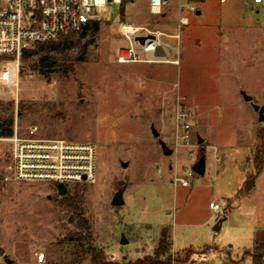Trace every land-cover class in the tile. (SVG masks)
<instances>
[{"label": "rangeland", "instance_id": "rangeland-1", "mask_svg": "<svg viewBox=\"0 0 264 264\" xmlns=\"http://www.w3.org/2000/svg\"><path fill=\"white\" fill-rule=\"evenodd\" d=\"M169 1L167 15L152 14L149 0L108 3L94 40L54 54L59 65L49 75L36 67L38 56L23 60L19 90L0 88V119L13 116L20 132L36 126L40 136L96 145L95 179L67 189L80 194L107 258L153 254L166 228L180 264H253V246L264 241V119L253 106L264 105V0H191L201 13L187 12L180 28L179 0ZM123 22L180 31L163 36L180 49L120 62ZM7 149L0 136V264H91L57 185L6 178ZM203 152L199 174L193 164ZM120 187L124 202L114 205ZM211 201L222 204L218 218Z\"/></svg>", "mask_w": 264, "mask_h": 264}, {"label": "built area", "instance_id": "built-area-1", "mask_svg": "<svg viewBox=\"0 0 264 264\" xmlns=\"http://www.w3.org/2000/svg\"><path fill=\"white\" fill-rule=\"evenodd\" d=\"M124 0H0V88L11 85L19 90L23 52L36 44L58 40L62 35L80 30L88 21L100 19L103 7L108 3L122 4ZM226 0H221L225 2ZM263 0H254L260 3ZM169 0H149L152 14L165 13ZM198 7L191 0H179V28L188 24L187 12H196ZM121 31L128 43L118 56L120 62L156 61L147 56H164L167 47L163 36L179 38L180 31L167 33L153 30L145 25L123 22ZM142 43L139 36H149ZM179 51L180 44L173 47ZM163 55H159V54ZM178 63L179 59L169 60ZM186 127H189L187 125ZM187 137V136H186ZM7 142L8 170L10 178L17 182H43L64 185L90 182L95 179L97 167V147L93 142L70 140L65 137H45L38 135L36 126H29L20 132L14 126L11 135L2 136ZM188 185V179L180 180ZM210 207L215 217L222 213V204L211 201ZM40 262L45 252L38 253Z\"/></svg>", "mask_w": 264, "mask_h": 264}, {"label": "trees", "instance_id": "trees-1", "mask_svg": "<svg viewBox=\"0 0 264 264\" xmlns=\"http://www.w3.org/2000/svg\"><path fill=\"white\" fill-rule=\"evenodd\" d=\"M125 1L126 0L122 2V5L125 4ZM101 21L102 19L90 20L80 30L64 34L58 40L38 43L32 48L26 49L23 52L22 58L23 60H26L30 57L38 56L36 67L45 75H49V73L55 70L59 65L58 61L53 58V55L56 53L68 52L76 46L78 41L89 36L83 45L85 49L87 44L91 43L100 31ZM13 131V116L0 119L1 137L11 135ZM202 155H204V152ZM254 183L255 180L253 177L247 178L244 190L246 192L251 190ZM57 195L60 198L61 203L72 212L71 217L75 219L77 224L75 238L82 244V257L88 258L91 264H180L179 259H173L169 252L172 242L169 239V234L166 228L162 229L153 254L144 255L135 260L127 259L126 257L122 260H112L107 258L104 250L96 246L94 243L93 229L84 215L81 205V197L78 191L74 194H69L67 190L65 194H59V192H57ZM223 218L225 219L226 216ZM250 254L252 256L253 264H264V241H256Z\"/></svg>", "mask_w": 264, "mask_h": 264}, {"label": "water", "instance_id": "water-1", "mask_svg": "<svg viewBox=\"0 0 264 264\" xmlns=\"http://www.w3.org/2000/svg\"><path fill=\"white\" fill-rule=\"evenodd\" d=\"M196 12L200 14L201 10L198 9ZM147 37H154V36L150 34L149 36H139L137 39H139L143 43ZM243 94L246 100H252V97L250 95L246 94L245 92H243ZM253 106L259 112V115H260L259 119L263 120L264 119V105L253 103ZM152 131L155 137H158L160 135L159 131L154 126H152ZM160 144H161L162 151L164 154L171 155L173 153L174 151L173 148L168 146V144L163 139H160ZM122 165L127 166L128 162L123 161ZM193 170L199 174H203L205 172V155L200 156V158L193 164ZM57 189H58L59 194H65L68 190L67 186L64 185L63 183L57 184ZM123 193H124V187L118 188V190L115 192L114 197L112 199V204L114 205L122 204L124 202ZM223 219L224 218H221L219 222H221ZM219 222L214 226L216 230L220 228ZM123 242H126L125 238H123ZM0 253L4 254L3 248H0ZM125 257L126 256H124V258ZM5 258H6L7 263L12 262L11 258H8L6 256Z\"/></svg>", "mask_w": 264, "mask_h": 264}, {"label": "crops", "instance_id": "crops-1", "mask_svg": "<svg viewBox=\"0 0 264 264\" xmlns=\"http://www.w3.org/2000/svg\"><path fill=\"white\" fill-rule=\"evenodd\" d=\"M221 1V0H220ZM170 2V1H169ZM254 3V1H252V4ZM178 8H179V4H178ZM198 10V9H197ZM167 8H166V11H165V13H164V15H167ZM197 13V12H196ZM258 177V176H257ZM256 182V181H255Z\"/></svg>", "mask_w": 264, "mask_h": 264}]
</instances>
